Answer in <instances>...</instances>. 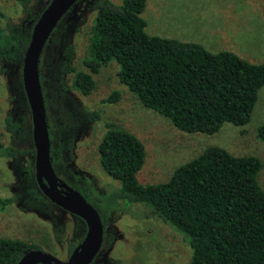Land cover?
<instances>
[{"label": "rangeland", "instance_id": "obj_1", "mask_svg": "<svg viewBox=\"0 0 264 264\" xmlns=\"http://www.w3.org/2000/svg\"><path fill=\"white\" fill-rule=\"evenodd\" d=\"M46 2L38 0L37 4L43 7ZM93 15V10H84L80 4L69 15L65 13V28L60 27L63 31L58 30L56 39L48 37L39 56L50 149L59 161L54 172L73 183L89 203L96 202L100 209L104 236L91 264H188L187 236L151 214L148 206L121 200L113 203L110 193L118 182L102 170L97 154L105 124L111 122L143 143L145 158L136 174L142 184L165 181L176 166L213 145L234 156L256 157L260 162L257 182L264 193V142L256 133L264 124V84L257 91L246 123L224 122L210 134L179 130L166 117L142 106L119 81L114 61L101 65L92 74V89L81 94L73 84V73L88 69L85 60ZM140 16L148 35L195 42L209 52L230 51L250 63L264 60V0H145ZM22 17L15 0H0V27L17 24ZM65 41L73 48V70L65 74L62 89L53 68ZM20 87V65L0 63V142L22 151L30 146V122ZM112 91L117 93V100L105 101ZM93 111L98 118H87ZM7 113L22 117L24 134L19 140L5 130L3 119ZM62 124L70 125L71 130L63 133ZM71 134L73 141L67 153L66 138ZM62 136L64 139H60ZM18 165L19 160L0 156V197H12L0 208V238L18 239L63 258L66 246L78 239L80 232L72 231L78 223L35 188L31 190V185L22 181ZM57 226L61 230L58 235Z\"/></svg>", "mask_w": 264, "mask_h": 264}, {"label": "trees", "instance_id": "obj_2", "mask_svg": "<svg viewBox=\"0 0 264 264\" xmlns=\"http://www.w3.org/2000/svg\"><path fill=\"white\" fill-rule=\"evenodd\" d=\"M15 1L23 17L17 24L0 27L1 64L20 65L31 24L42 9L38 0ZM144 2L77 0L69 8L67 15L77 4L94 11L85 60L88 69L74 71L76 89L81 94L88 93L93 87L92 74L101 65L114 61L119 81L138 102L169 119L179 130L210 134L224 122L246 123L257 91L264 84V60L250 63L230 51L209 52L195 42L148 35L140 16ZM62 19L51 31L49 40L56 39L58 30L65 28L67 21ZM72 52L71 44L65 41L53 68L62 89L65 74L73 70ZM117 98L112 91L104 100L114 102ZM43 99L46 107L47 100L44 96ZM86 117L97 119L98 113L93 111ZM3 122L11 137L22 138V117L7 113ZM61 126L63 133L71 130L70 125ZM105 126L97 154L102 170L118 182L110 193L113 203L121 200L148 206L151 214L187 236L188 264H264V193L257 182L260 162L256 157L234 156L219 146H207L176 166L165 181L142 184L136 174L145 158L143 143L111 122ZM28 132L30 140V127ZM256 133L264 142V124ZM49 141L51 144L50 138ZM72 141L71 134L66 138L67 153ZM49 154L53 163L50 148ZM0 156L19 160L22 181L41 195L33 178L31 141L22 151L0 142ZM11 201L12 197H0V208ZM90 204L101 218L97 203ZM31 248L39 247L18 239L0 238V264H14Z\"/></svg>", "mask_w": 264, "mask_h": 264}, {"label": "water", "instance_id": "obj_3", "mask_svg": "<svg viewBox=\"0 0 264 264\" xmlns=\"http://www.w3.org/2000/svg\"><path fill=\"white\" fill-rule=\"evenodd\" d=\"M77 0H48L30 27L20 62V83L27 104L33 147V178L43 197L64 211L79 217L84 234L68 256L61 259L41 249L25 250L14 264H89L102 243V223L97 210L54 172L49 148L46 112L41 91L38 61L51 31Z\"/></svg>", "mask_w": 264, "mask_h": 264}, {"label": "flooded vegetation", "instance_id": "obj_4", "mask_svg": "<svg viewBox=\"0 0 264 264\" xmlns=\"http://www.w3.org/2000/svg\"><path fill=\"white\" fill-rule=\"evenodd\" d=\"M30 141H31V138H30ZM31 144H32V142H31ZM53 157V156H52ZM33 159V158H32ZM54 162L52 163L51 162V165H52V168L54 167V166H56V165H59V161H57V159L55 158V156H54ZM54 170V169H53ZM56 173V172H55ZM56 175H57V173H56ZM58 176V175H57ZM59 177V176H58ZM59 179H61L64 183H66L67 185H69V186H71L72 188H74V189H76L75 188V186H74V184L73 183H68V182H66L64 179H62L61 177H59ZM45 198V197H44ZM45 200H47L46 198H45ZM48 201V200H47ZM57 207V206H56ZM59 208V207H58ZM61 209V208H60ZM65 212H67V211H65ZM69 215H71L74 219H75V221H76V223H78V224H74V227L72 228V231H73V233H75V234H78L79 232H80V234H79V236H78V239L76 240V241H74L73 243H69L67 246H66V249H65V256L63 257V258H61V259H64V258H66L67 256H68V254L71 252V250L75 247V245L77 244V243H79V241L81 240V238H82V236H83V234H84V231H85V224H84V222L79 218V217H77V216H75V215H73V214H70L69 212H67ZM101 223H102V221H101ZM102 228H103V233H102V239H103V234H104V226H102ZM60 227L59 226H57V229H56V231H55V233L58 235L59 233H60ZM101 246H102V243H101ZM101 246H100V248H101ZM100 248H99V250H100ZM99 250H98V252H97V254L99 253ZM96 254V255H97ZM95 255V256H96ZM56 256V255H55ZM94 256V257H95ZM93 257V258H94ZM93 260V259H92ZM91 260V261H92ZM89 264H91V262L89 263Z\"/></svg>", "mask_w": 264, "mask_h": 264}]
</instances>
